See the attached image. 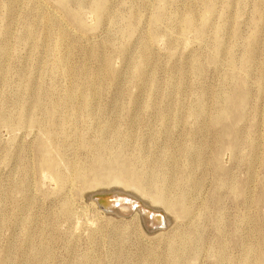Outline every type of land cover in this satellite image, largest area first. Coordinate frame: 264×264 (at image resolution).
Here are the masks:
<instances>
[{
  "label": "rangeland",
  "instance_id": "obj_1",
  "mask_svg": "<svg viewBox=\"0 0 264 264\" xmlns=\"http://www.w3.org/2000/svg\"><path fill=\"white\" fill-rule=\"evenodd\" d=\"M66 57L83 91L90 75L101 89L95 126L77 134L81 117L64 100L70 80L58 75ZM260 73L258 0H0V264H264ZM103 124L126 137L114 145L116 165L154 155L176 169L191 191L186 215L130 179L91 177L86 189L76 173L98 170ZM191 143L200 154L186 153ZM173 182L165 190L175 193ZM117 190L138 193L167 227L149 231L141 217L91 205L88 195Z\"/></svg>",
  "mask_w": 264,
  "mask_h": 264
},
{
  "label": "bare ground",
  "instance_id": "obj_2",
  "mask_svg": "<svg viewBox=\"0 0 264 264\" xmlns=\"http://www.w3.org/2000/svg\"><path fill=\"white\" fill-rule=\"evenodd\" d=\"M258 2L260 6H262L264 3V0H258ZM64 3H66V0H64ZM190 5H191V2H190ZM184 20H185V17H184ZM138 21H139V18L136 20V22ZM144 63L147 64L148 63L147 60H145ZM57 67H58V75L62 77H66L67 79L70 80L69 86L66 89H64L65 103H68L67 105H72L71 109L74 112L78 113L79 116L81 117V122L76 127H74L73 132L77 134L80 131L81 125L87 128L94 127L95 125L93 126L91 125L97 113V112L96 113L94 112V109H95L94 107L96 106L94 105V103L98 99V96L101 91L97 79L95 78L94 75H90V78L88 79V83L83 91L82 83L79 82V80L75 78L76 73L80 72L79 71L80 69L77 70L76 68H74V66H72L70 63L69 58L66 57V58L60 59V61L57 62ZM194 71L196 73L199 72V67L198 66L194 67ZM260 74H261V77L264 76V73H260ZM77 89L85 92L84 93L85 97L82 98V100L74 99V90H77ZM222 94L224 95L225 93H223L222 91ZM224 97L227 98L226 95H224ZM241 100H242L241 103L243 104L245 99L242 98ZM189 110L191 113H197V112H200L201 107L200 106L198 107V105H196V107L192 105L189 108ZM27 118L28 117L20 119L19 123L22 125L28 124ZM169 118L170 117L167 118L165 116H162L161 121L166 122ZM199 120H201L200 117H199ZM70 125H71L70 121L68 120L64 121V126H66L65 128H67V126L69 127ZM100 129H101L100 131L108 137V140L104 143L103 146H101V151L103 152V154H98L96 156L95 160L97 161V164H98V168H97L98 170L95 169L91 173H88L87 171H82L80 169V171L76 173L77 175L76 178L81 179L83 181L84 186H86V189L90 188V186L94 184L93 181L91 180V177H94V178L102 177L106 181H114L118 184H122L126 180L130 179L131 182L133 183V186L139 189L140 192L143 193V195H146V196L157 195L158 197V194L160 193V197H158V201L156 203L162 208L169 210L171 208L179 207L183 214L186 215L188 213V207L186 206V201L191 191L189 190V186H186V187L179 186L180 177L177 176L176 169H173L172 167L170 168V166H168V163H166L165 159L162 160L160 158H157L154 155L153 156L151 155L145 158L134 159L133 161H131L132 163L130 165H128L126 168L123 169L122 166H118L114 163L116 161L113 158L115 157L114 156L115 152L113 148L116 143H118L121 146H124L126 142L125 135H121V133L116 132L112 124L111 125L103 124L100 127ZM65 133H68V131ZM46 137L47 138L45 141L48 142L49 144V143H52V140L53 141L55 140L56 134L54 132H49ZM69 137L70 135L66 134L64 136V139H68ZM138 146H139V149L142 148V145L140 143ZM196 152L197 150L194 145L192 146V143L186 147V153L194 154L195 156ZM198 154L200 153L197 152V155ZM44 162L48 168L50 166L57 164L56 160H49L47 158L44 160ZM105 164L107 166L103 168V165ZM113 165H116V166H113ZM190 165L194 170H196V163H194V161H192ZM169 178H172L174 181L173 185H175L174 187L176 189L175 193H173L172 191L165 190V184ZM116 192L119 193L121 192V190H117ZM98 194H101V193H96V194L93 193V194L88 195L89 199L92 202L91 205L93 204L95 206H98L99 209L109 214V212L105 210V208H109V207L104 206V204L106 203L103 204V201L107 202V199L103 198L102 200L100 199V201L93 199ZM129 194L133 195L134 193H129ZM137 195L140 196L138 193L134 194V196H137ZM135 200L138 202H141L138 199H135ZM118 201L119 202H111L112 207L109 208L111 209V213H114L121 217H129L132 215L134 217L138 216V217H141V219H143L145 224H148V225L151 224L153 227L155 226L156 228L160 227L161 225H165V227H167L168 225L167 219L156 215L159 212L152 211V213L145 215L143 213V212L146 213L145 210H141L140 208L134 210L131 201L129 203L126 201H123L122 199L121 201L120 199ZM158 217H160L162 221ZM192 239L193 238L191 235H183L180 237V240L183 244L190 243ZM174 255H176L177 259L183 258V255H184L183 248L176 250ZM244 263L249 264L248 262H244Z\"/></svg>",
  "mask_w": 264,
  "mask_h": 264
},
{
  "label": "water",
  "instance_id": "obj_3",
  "mask_svg": "<svg viewBox=\"0 0 264 264\" xmlns=\"http://www.w3.org/2000/svg\"><path fill=\"white\" fill-rule=\"evenodd\" d=\"M103 198H105V199H107V200H109L110 202H119L118 200L120 199V201H121V199L123 200V201H126V202H132V205H133V208H134V210L135 209H141V210H145L146 211V213L145 212H143L145 215H147V214H150V213H152V209L151 208H149V207H147L145 204H142L141 202H138V201H136L135 199V197H132V196H130V195H127V194H124V193H117V192H114V193H109V194H107V193H101V194H98V195H96L93 199H96V200H98V201H100V199L102 200ZM132 199V200H130V199ZM133 198H135V199H133ZM130 200V201H129ZM138 202V203H137ZM101 203V202H100ZM105 210L107 211V212H109V214H112V215H115V216H118V215H116V214H114V213H111V209H109V208H105ZM157 216H161L162 218H164L163 216H162V214L161 213H158V214H156ZM118 217H121V216H118ZM166 227H165V225H161L160 227H157V228H149L148 227V230L149 231H153V230H155V229H165Z\"/></svg>",
  "mask_w": 264,
  "mask_h": 264
}]
</instances>
